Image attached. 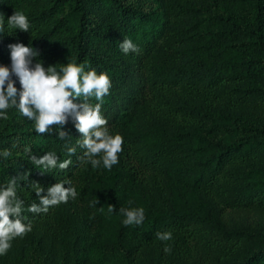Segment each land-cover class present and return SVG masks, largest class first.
I'll list each match as a JSON object with an SVG mask.
<instances>
[{
  "label": "trees",
  "instance_id": "1",
  "mask_svg": "<svg viewBox=\"0 0 264 264\" xmlns=\"http://www.w3.org/2000/svg\"><path fill=\"white\" fill-rule=\"evenodd\" d=\"M15 9L31 29L0 34V63H10L7 45L20 41L45 66L75 58L107 72L101 111L124 141L111 169L84 167L80 149L67 153L55 133H37L9 110L0 148L12 155L0 158V181L28 171L47 187L67 176L79 195L44 213L26 208L32 230L0 264H78L82 230L123 264H264V231L228 230L222 221L227 210L264 212V0H0L5 18ZM125 36L138 51L120 50ZM64 127L74 142L78 131L71 121ZM25 145L73 162L42 173ZM20 184L27 206L35 193ZM109 204L142 205L145 219L124 225ZM157 230H171L172 240L156 239Z\"/></svg>",
  "mask_w": 264,
  "mask_h": 264
},
{
  "label": "clouds",
  "instance_id": "2",
  "mask_svg": "<svg viewBox=\"0 0 264 264\" xmlns=\"http://www.w3.org/2000/svg\"><path fill=\"white\" fill-rule=\"evenodd\" d=\"M15 29L30 31L28 15L18 9L6 18L0 13V34H11ZM7 47L10 63H0V121L8 120L9 110H14L19 116L32 121L37 133H55L64 140L67 153L77 154L80 149L76 159L84 167L90 164L94 169H111L117 164L124 138L119 132L109 129L108 118L101 111L112 85L109 74L94 67L86 69L75 58L45 66L42 60L33 59L39 52L31 43L16 41ZM119 48L128 54L138 51L139 45L125 36L120 40ZM69 121L79 133L74 142L66 139L71 137L64 127ZM24 152L42 173L56 168L66 169L73 162L72 155L60 159L54 150L36 155L30 145L24 146ZM11 155L9 148H0V158ZM21 180L27 183V190L34 192L36 197L27 206L18 192ZM78 195L76 184L67 176L47 187L38 181H29L28 171L0 181V255L9 250L15 238L23 237L32 230V221L25 214L26 208L28 212L44 213L50 206L66 203ZM96 201L92 203L96 204ZM114 209L115 206L109 204V212ZM116 211L124 225H139L145 219L142 205H122ZM155 237L161 242L171 241L173 233L171 230H157ZM163 250L170 252V243H164Z\"/></svg>",
  "mask_w": 264,
  "mask_h": 264
},
{
  "label": "rangeland",
  "instance_id": "3",
  "mask_svg": "<svg viewBox=\"0 0 264 264\" xmlns=\"http://www.w3.org/2000/svg\"><path fill=\"white\" fill-rule=\"evenodd\" d=\"M222 221L228 230H253L264 231V212L255 210L233 209L227 210L222 216ZM95 232L81 231L82 250L78 255V264H123L121 259L114 255L103 251L96 242ZM35 241L29 243L28 247L36 244ZM21 245H26L21 243ZM19 245V246H21ZM24 248V256L30 255L29 248Z\"/></svg>",
  "mask_w": 264,
  "mask_h": 264
}]
</instances>
